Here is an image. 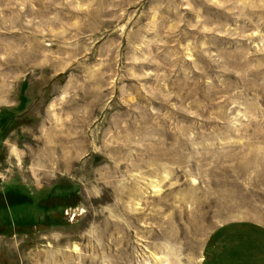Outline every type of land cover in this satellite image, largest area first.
Returning <instances> with one entry per match:
<instances>
[{"label": "rangeland", "instance_id": "1", "mask_svg": "<svg viewBox=\"0 0 264 264\" xmlns=\"http://www.w3.org/2000/svg\"><path fill=\"white\" fill-rule=\"evenodd\" d=\"M264 227V0H0V264H203Z\"/></svg>", "mask_w": 264, "mask_h": 264}, {"label": "crops", "instance_id": "2", "mask_svg": "<svg viewBox=\"0 0 264 264\" xmlns=\"http://www.w3.org/2000/svg\"><path fill=\"white\" fill-rule=\"evenodd\" d=\"M203 264H264V227L232 224L216 230Z\"/></svg>", "mask_w": 264, "mask_h": 264}]
</instances>
